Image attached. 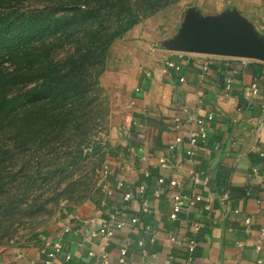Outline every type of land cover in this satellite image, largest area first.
Listing matches in <instances>:
<instances>
[{"label":"crops","instance_id":"obj_1","mask_svg":"<svg viewBox=\"0 0 264 264\" xmlns=\"http://www.w3.org/2000/svg\"><path fill=\"white\" fill-rule=\"evenodd\" d=\"M243 3L245 10L232 7L206 13L193 8L209 17L235 11L251 25L264 24V5L259 20L249 12L259 8L260 1ZM133 29L111 46L106 61V72L116 68L112 69L113 61L120 67L127 110L124 123L117 127L120 137H112L109 145L106 176L98 186L101 196L87 200L40 243L0 253V264H120L122 248L126 250L123 264H180L187 250L179 242L188 238L196 242L192 264H264V206L256 203L264 195V157L259 155L264 154V63L217 56L201 79L199 54L186 62L179 55L183 52L165 47L178 35V28L176 36L160 41L162 50L152 49L158 41L146 47L143 41L133 43L140 31ZM167 61L180 69L167 68ZM200 119L207 124V141L188 157L187 135ZM177 137L183 142L170 149ZM160 159L166 161V168L159 165ZM190 170L197 182L189 176ZM171 180L178 181L182 194L202 198L200 204L184 208L176 220L169 218L175 190L168 185ZM119 181L131 190L143 184L144 194L123 202L115 189ZM144 199L149 202L145 218L140 212ZM118 211L121 214L111 220ZM132 217L139 222L129 224ZM118 221L124 226L115 230L113 238L91 237L101 224L112 226ZM194 223L199 225L197 232ZM172 235L176 242L169 240Z\"/></svg>","mask_w":264,"mask_h":264},{"label":"trees","instance_id":"obj_2","mask_svg":"<svg viewBox=\"0 0 264 264\" xmlns=\"http://www.w3.org/2000/svg\"><path fill=\"white\" fill-rule=\"evenodd\" d=\"M39 1L42 10L22 11L0 0V227L24 201L32 207L38 183L78 166L85 150L110 154L95 140L110 48L179 0ZM95 196L98 187L87 199Z\"/></svg>","mask_w":264,"mask_h":264},{"label":"rangeland","instance_id":"obj_3","mask_svg":"<svg viewBox=\"0 0 264 264\" xmlns=\"http://www.w3.org/2000/svg\"><path fill=\"white\" fill-rule=\"evenodd\" d=\"M243 1L179 0L135 26L140 31L137 37L132 38V41L133 43L143 41L144 45H142L145 47L147 44L151 45V42L158 41V45L152 47V49L162 50L164 48L160 41L168 39L169 36L177 35L175 30L180 28L187 10L198 6L206 13H213L226 8H243ZM259 1V8H253L252 12L250 10L249 13L260 20L262 15L264 16L260 13L261 5H264V2L263 0ZM13 2H15V5L19 3V7H16L22 11L42 10L45 6V3L39 0H13ZM218 3L219 5H217ZM243 10L245 9L243 8ZM251 26L252 29H248L247 32L251 39L255 37L252 41L254 46L259 47L264 43V24L259 22V24L255 23ZM112 65V69L116 68L112 71H105L99 78L101 92L98 101L102 102V110H99V127L96 128L97 134L95 136L96 141L106 144L108 147L112 137L115 138V135L120 137L121 132L117 130V127L119 124L124 123L123 113L127 110V101H125L127 90L125 89L124 80H121L120 67H117L116 61H113ZM120 71L124 73L122 69ZM88 152V150H85V159L75 168L69 167L59 180L42 185L38 183L32 193V196L36 197L32 207L29 208V201H24L11 220H8V218L3 219L4 221L0 227V253L34 242V238L44 239L46 231L54 230L62 221L69 219L73 215L71 212L76 211L88 200L87 198L99 186L103 178L105 171V160L103 158L107 151L104 148L101 151L102 155L93 156H89Z\"/></svg>","mask_w":264,"mask_h":264},{"label":"water","instance_id":"obj_4","mask_svg":"<svg viewBox=\"0 0 264 264\" xmlns=\"http://www.w3.org/2000/svg\"><path fill=\"white\" fill-rule=\"evenodd\" d=\"M248 29L252 26L235 11L201 16L191 8L185 12L178 35L165 43L172 52L247 59L264 63V43L255 47ZM253 37V35H252Z\"/></svg>","mask_w":264,"mask_h":264},{"label":"built area","instance_id":"obj_5","mask_svg":"<svg viewBox=\"0 0 264 264\" xmlns=\"http://www.w3.org/2000/svg\"><path fill=\"white\" fill-rule=\"evenodd\" d=\"M180 56L183 57V59L185 58L186 62H189L191 60V56H193L192 54L189 53H179ZM196 55V54H195ZM201 57V64H200V73H199V77L202 79L205 77L206 73L208 72L209 69V65H210V60L212 58H217V56H210V55H198ZM229 58V57H228ZM238 59V58H236ZM243 63L249 62L250 60L247 59H238ZM165 66L169 69H174V70H179V66L173 64L172 62H166ZM230 78L226 80L227 86H230ZM212 116H209L207 118V120H211ZM175 128L176 129H180L181 124L178 121V119H174L173 121ZM196 130L195 131H190L187 135V143L190 146V150L186 153V155L188 157L192 156L194 154V152L196 151V149L205 144L207 141V124L205 122V120L200 119L196 121ZM183 142V140L179 137H177L174 142L173 145L170 146V149H174V147L180 145ZM262 158L264 157V154H259ZM159 165L163 168H166L167 163L164 159H160L159 160ZM254 173L258 172V169L255 168L253 169ZM106 176V174H104ZM189 176L197 182L196 179V174L194 172V170H190L189 171ZM204 181H207V177L204 179ZM161 182V181H160ZM169 187L175 189L171 195V203H170V210H169V218L171 220H176L178 215L180 214V212L184 209V208H192L194 206H196L197 204H200L202 201V198L200 195H196V194H190V195H184L181 193L180 188H179V183L177 180H171L168 182ZM115 189L118 190L119 192L122 193V200L123 202H130L131 200H133L134 196H142L144 194V190L145 187L143 184H139L134 190L127 189V187H125L124 183L119 181L116 183ZM108 194H110L108 192ZM154 197H159V192L155 191L153 194ZM224 198H227V194L223 195ZM257 205L259 206H264V195L260 196L257 200H256ZM148 207H149V202L148 200H143L142 202V207H141V214L142 216L145 218L147 217L148 214ZM121 214V211L119 212H115L111 215V220L115 219V216ZM139 222V218L138 217H132L129 220V224L131 225H135L136 223ZM124 226V222L123 221H118L115 222L112 226H110L109 224H101L98 229L96 231L91 232V237L93 238H97V237H105V238H113L115 236V230H121ZM192 229L194 232H197L199 230V225L194 223L192 225ZM146 230H148V228H146ZM169 240L171 242H176V239L174 237V235L169 237ZM179 243H183L186 247L187 250V255L186 257L182 260V262H180V264H192L193 263V254L195 251V247H196V242L193 239H183L181 240ZM140 245H142L140 243ZM56 251L60 250V245H56L55 246ZM143 252L145 253V251L143 250ZM126 256V250L124 248L120 249V258H119V263L123 264L124 263V259ZM68 259V258H67Z\"/></svg>","mask_w":264,"mask_h":264}]
</instances>
